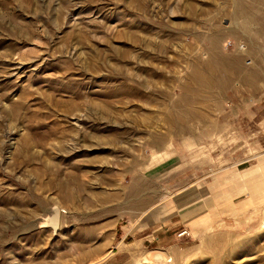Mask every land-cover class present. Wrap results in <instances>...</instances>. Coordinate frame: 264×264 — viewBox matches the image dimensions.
Here are the masks:
<instances>
[{
  "label": "rangeland",
  "instance_id": "374dc122",
  "mask_svg": "<svg viewBox=\"0 0 264 264\" xmlns=\"http://www.w3.org/2000/svg\"><path fill=\"white\" fill-rule=\"evenodd\" d=\"M263 46L264 0H0V264H264Z\"/></svg>",
  "mask_w": 264,
  "mask_h": 264
},
{
  "label": "crops",
  "instance_id": "0c3cea01",
  "mask_svg": "<svg viewBox=\"0 0 264 264\" xmlns=\"http://www.w3.org/2000/svg\"><path fill=\"white\" fill-rule=\"evenodd\" d=\"M241 55V53L238 54V56L236 57V61H233L231 65L227 67L229 69V74L231 75V77L235 74L237 76L239 74H246L247 79H249L250 76L254 77L256 74L258 76L256 79L257 82L264 83V46L259 49L249 48L247 52L243 54L244 56ZM248 57L251 59H248ZM249 60H251V63H249ZM215 77L216 78L214 79L217 80L218 83H223V79L220 80V76L217 74V70L215 71Z\"/></svg>",
  "mask_w": 264,
  "mask_h": 264
},
{
  "label": "bare ground",
  "instance_id": "6f19581e",
  "mask_svg": "<svg viewBox=\"0 0 264 264\" xmlns=\"http://www.w3.org/2000/svg\"><path fill=\"white\" fill-rule=\"evenodd\" d=\"M192 11H194V13L196 12V10L192 7V9H191ZM193 13V14H194ZM199 83H201L202 84V80H201V78H199ZM209 83H211L210 81H209ZM202 91V90H201ZM195 95L197 96L198 95V91L197 92H195ZM198 97V96H197ZM173 120V119H172ZM189 128V127H188ZM73 181H75L76 182V180L74 179ZM73 184V183H72ZM63 187L67 190V189H70V190H67L66 191V197L67 198H72V197H74L73 195H74V191H73V186L71 185V184H64L63 185ZM73 199V198H72Z\"/></svg>",
  "mask_w": 264,
  "mask_h": 264
}]
</instances>
